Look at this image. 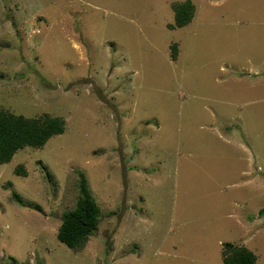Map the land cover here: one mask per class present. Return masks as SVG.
I'll list each match as a JSON object with an SVG mask.
<instances>
[{
    "label": "rangeland",
    "instance_id": "rangeland-1",
    "mask_svg": "<svg viewBox=\"0 0 264 264\" xmlns=\"http://www.w3.org/2000/svg\"><path fill=\"white\" fill-rule=\"evenodd\" d=\"M0 109L66 121L0 164V264H264V0H0Z\"/></svg>",
    "mask_w": 264,
    "mask_h": 264
},
{
    "label": "trees",
    "instance_id": "trees-1",
    "mask_svg": "<svg viewBox=\"0 0 264 264\" xmlns=\"http://www.w3.org/2000/svg\"><path fill=\"white\" fill-rule=\"evenodd\" d=\"M176 23L169 28H182L192 21L195 7L191 1L175 3ZM173 57L177 58V47L172 46ZM66 121L48 114L37 118H27L0 109V164L10 162L14 155L27 147L41 148L54 136L65 132ZM21 168H19L20 170ZM17 200L20 198L15 195ZM264 210L260 211L262 216ZM101 208L87 187L82 186L74 210L64 215L59 228L58 239L74 251L85 247L87 240L98 230ZM257 257L244 246L233 243L223 244L224 264H256Z\"/></svg>",
    "mask_w": 264,
    "mask_h": 264
}]
</instances>
